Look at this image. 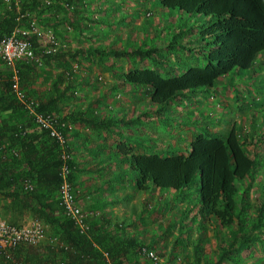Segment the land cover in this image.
<instances>
[{
  "label": "trees",
  "instance_id": "16d2710c",
  "mask_svg": "<svg viewBox=\"0 0 264 264\" xmlns=\"http://www.w3.org/2000/svg\"><path fill=\"white\" fill-rule=\"evenodd\" d=\"M4 1H7L8 5L7 8L0 10V41L18 26V18L21 15L24 16L21 23L25 27L28 9L36 8L40 3L39 0H20L17 5L15 0H0V6ZM157 1L163 9L178 11L181 15L194 19V24L185 28L189 31L197 30L192 39L201 47L198 51L204 57L205 65L190 66L182 74L167 77L158 69L147 67L129 69L122 78L128 88L120 89L130 93L134 98V104L128 107H124L127 106L126 101L121 105L113 102L114 98L120 96L117 94L119 79L114 74H111L113 82L104 94L92 97L94 99L91 102L90 100L79 102L80 93L76 91L93 88L101 83L99 79L102 77L77 74L73 71V67L65 66L55 75L49 91L41 95L31 83L38 63L36 62L38 53H42V59L46 64L57 62L62 66L65 65L63 61L67 58L78 60L81 57L87 61L100 62L107 56L116 59L129 58L132 55L140 59L149 58L158 49L140 46L127 49L114 43L101 47L93 43L88 48H78L73 52L65 49L42 52L40 49L42 41L35 35L32 38L35 59L19 61L16 69L21 89L28 86L29 90H23L26 96L38 100L37 110L55 114L61 122H67L70 126L78 124L88 126L95 131L105 130L103 132L107 137L98 133L95 139L103 147L112 146L118 141L117 136H120V139L130 138L135 142H145L148 137H152L151 140L155 139L152 133L150 136L147 135L146 129L149 126L153 128L154 113L159 115L160 119L166 118L167 115L162 112L163 108L160 105L169 104L185 93H195L203 89L217 90L216 82L222 78L226 81V89H230L229 93L236 97L238 103L228 106V111L244 112L246 108L241 102L242 94L235 86L238 77L231 81L228 78L232 72H237V75L245 74L250 80L252 78L258 80L260 73L264 76V68L261 66L264 61L261 58L257 60L260 54L264 55V0ZM149 13L151 16L152 13ZM125 19L121 17L119 20ZM107 21L106 23H111L110 20ZM106 23L102 22L99 25L103 26ZM75 27L84 31V28L89 26L81 27L76 23ZM100 30L102 31L103 28ZM178 31L183 32L182 29ZM94 33L96 34L90 36L100 35ZM102 36L108 38L110 35L103 30ZM179 37V34H175L173 41L178 42ZM109 39L112 42L113 39ZM189 41L191 39L188 43ZM152 58L154 63L157 62L154 56ZM0 61L3 62L1 58ZM8 69L5 74L0 72V218L16 225L37 220L44 222L48 229L50 226L54 228L59 235L57 237L62 241L63 259L59 263L49 262V264L61 262L64 264H169L170 255L180 254L177 241H182L184 237L190 240L194 238L195 232L197 234L192 250L193 264H211V259L203 247L206 229L210 224L216 225L215 233L220 250L216 263H222L234 253H243L253 243L264 240V160L261 152L257 150L263 140L261 136L255 138L253 134L256 130L264 134V120L260 123L256 122L257 111L244 113L242 117L239 115L241 118H238L237 123L232 122L230 125L227 122L230 125L228 131L210 129L205 123H215L213 118H209L210 114L205 117H195L192 119V124H198L196 127H202V131L195 133L192 140L185 145L187 153H177L174 152L175 149H171L164 150L166 152L163 153L164 155L136 154L134 148L129 151L125 146L124 151L132 153L130 161L125 159L120 167H117L113 161H107L102 165V170L105 172L89 167L88 162L96 159L89 155L90 149L88 153L83 150L88 156L85 166L91 169L87 171L95 173L96 179L99 177L100 181H104L103 188L94 191L99 192L98 196L101 195L94 198L95 202L104 204L108 199L115 201L114 195L111 194V190H115L110 187L111 184L121 187V191L125 187H130L135 192H144V194L155 189L175 192L174 197L168 203L165 199L162 205L165 208L168 204L174 205L171 206L172 215L164 229L163 222H160L155 226L156 234L153 233L151 228L155 223L150 216L155 210H148L151 219H145V215H142L145 210L138 211L135 206L134 223L138 225L140 222L144 228L140 230L137 228L135 237L130 240L116 241L114 235L111 237L113 239L108 240L99 234L96 223L91 225L90 234L86 235L80 233L74 221L66 216L59 200V185L62 180L60 170L64 163L63 148L50 136L49 131L35 122L33 115L14 95L12 71L11 68ZM245 70L251 71L252 74L244 73ZM1 75L7 79L2 78ZM134 85L147 87V93L143 92L144 99L139 97L141 88ZM245 85L246 83H242L241 91ZM258 92V96H250L251 102L247 103L248 105L264 103V89ZM208 99L216 101L219 106L222 103L216 95H210L207 99H201L198 104L203 105ZM110 102L113 109L108 107ZM153 105H159L158 109H154ZM126 109L134 110V116H127ZM225 110L226 108L223 110L222 107V111ZM261 115L264 119V112ZM121 124L127 129L126 132L116 131L115 126ZM238 125L241 131L237 129ZM143 129L147 132H142ZM70 130L71 128L63 129L70 156L68 164L71 168V180L75 188V173L78 169L69 139ZM141 132L146 135H141ZM163 142L165 141L161 143ZM250 146L253 148L250 149ZM102 161L104 160L101 159ZM118 170L123 172V176ZM127 171L129 177L126 175ZM258 177L260 179L256 184L254 181ZM193 185H197L196 195L187 191ZM253 188L257 193L251 198L250 191ZM135 192L126 198L134 199ZM108 194L111 196L108 197ZM116 200L119 201V198L116 197ZM123 200L127 201V199ZM77 201L79 202L78 198ZM178 202L184 204L179 208ZM198 203L200 217L192 213ZM28 215L33 216L27 220ZM207 218H213L215 222L209 221L210 223L207 224ZM146 220L149 222L142 224ZM224 227L232 228L227 234V242L221 237ZM172 229H177V236L165 258V254L162 253L167 252L166 243L160 240L167 238ZM142 246L155 250L162 260L154 262L146 258L142 259L139 255ZM37 247L24 246L14 249L11 258L0 254V264H28L27 262L33 260L29 253ZM50 249L56 251L52 246ZM104 252L108 253L110 263L107 262ZM36 259L40 260L39 257ZM180 263H183L180 256L172 262V264Z\"/></svg>",
  "mask_w": 264,
  "mask_h": 264
},
{
  "label": "rangeland",
  "instance_id": "374dc122",
  "mask_svg": "<svg viewBox=\"0 0 264 264\" xmlns=\"http://www.w3.org/2000/svg\"><path fill=\"white\" fill-rule=\"evenodd\" d=\"M39 6L36 8L28 9V19L25 21V27L30 26L32 23L34 26L43 32L52 34L55 36V42L49 41L48 37L43 35L41 37L42 44L40 49L42 52L47 50H57L65 49L73 52L78 48H88L93 43L97 46L106 47L110 46L113 43L117 46H121L127 49L132 47H154L158 49L152 57L154 56L157 59V62H153V58H143L140 59L138 56H130L129 58H113L105 57L102 62L100 61H87L84 58L73 59L67 58L63 61L65 65L60 66L57 62L46 64L42 59V53H38V61L36 60L37 66L34 70L32 77V82L35 90H37L41 95H44L51 88L52 82L56 74L64 68L65 66L73 67L75 73L80 74H90L95 77L101 76L102 79H99L100 82L108 81L112 78L111 74H114L118 77L119 81L117 83V94L119 98H114L113 102L116 105H121L125 103L128 93L125 90L128 86L123 82V75L129 69L132 68H153L158 69V71L163 76L179 75L184 73L187 68L194 65H205L206 61L201 55L198 42H194L192 39L195 36L197 30L189 31L185 26H191L194 24V19L186 15H181L178 11H170L161 8L157 0H39ZM8 2L4 1V4L0 6V10L7 8ZM151 12L152 15L148 16V13ZM123 17L126 18L123 21L119 19ZM92 21H91V20ZM107 20H110L111 23ZM120 21V22H119ZM139 21L141 24L134 26V24ZM106 23L101 26L100 23ZM79 23L81 27L83 25H88V28H84V31H80L75 27V24ZM124 25V26H123ZM152 25V26H151ZM123 26V28H121ZM89 28H94L90 30ZM100 28H103L104 32L110 36H102ZM182 29L183 32L180 33L178 30ZM93 36L90 34H96ZM179 34L180 37L178 42L173 41L174 35ZM112 38V42L110 39ZM188 38V39H185ZM97 39V40H96ZM191 39V41L188 40ZM173 41V43H172ZM188 44H187V43ZM191 48V49H188ZM201 48V47H200ZM264 61V55L260 54L258 59ZM0 61V72L5 74L9 71V67ZM264 68V62L261 64ZM12 71V69H11ZM244 73L252 74L251 71L245 70ZM2 78H5L1 75ZM238 77L237 72H232L229 74L228 80H234ZM7 79V78H5ZM264 79L262 73L258 75V81L260 86L264 89V84L261 82ZM225 79H219L216 82L218 89L214 88L210 90H199L195 93H185L180 95L179 98L174 100L169 104L160 105L163 109L162 112L167 116L166 118H161L160 116L154 113L153 117V128L150 126L146 129L148 136L152 133L155 139H150L148 137L145 142H135L130 138L120 139V136H117L118 141L115 142L112 146H104L99 144L96 140L85 141L83 147L87 153L89 149V155L93 156L96 161L88 162L89 167L96 169L100 165L105 164L107 161H113L117 167L122 165V162L125 159L130 161L132 153H127L124 151L125 146L129 151L134 148V153L136 154H162L166 152L164 150L175 149L177 153L183 152L187 153L188 144L192 140V137L195 133L201 132L202 127H196L198 124L193 125L192 119L195 117H205L213 118L215 124L224 125L229 129L231 123L233 124L238 122L237 114H229L228 106H233L236 102V97L231 94L228 95L229 102H223L220 106L216 104V101H211L210 99L205 100L203 105H198V102L201 99H207L210 95H216L217 97L222 95V91L225 87ZM133 85V84H132ZM137 88H141L139 97L141 96L144 99V93L147 90L146 86L143 85H134ZM25 90H29V87L26 86ZM23 89V90H24ZM24 90V91H25ZM147 93V92H146ZM130 94V93H129ZM150 98V96H149ZM219 99V98H218ZM154 109H158L159 105H153ZM203 106V107H200ZM237 106V105H235ZM226 108L225 111H222ZM213 108V110L211 109ZM212 112V113H210ZM127 116H134V110H127ZM215 114V115H214ZM226 115V116H225ZM169 116V117H168ZM230 116V117H229ZM241 121V120H240ZM229 122L230 125L227 123ZM207 123V122H205ZM214 124V122H212ZM228 125V126H226ZM116 131L126 132L122 124L115 126ZM227 129V131H228ZM238 131H241L238 125ZM144 130V129H143ZM255 138L262 137L263 142L259 143L258 149L261 152L264 160V134L259 131H254ZM162 141H165L161 143ZM161 143V144H160ZM121 145V146H120ZM182 146V147H180ZM253 146H250L252 149ZM261 150V151H260ZM263 151V152H262ZM164 153V154H163ZM90 157V156H89ZM101 159L104 161L101 162ZM106 160V161H105ZM118 172H120L118 170ZM123 176V172H120ZM127 177H129V172L127 171ZM260 178H256L254 183H256ZM257 184V183H256ZM118 189V188H117ZM197 185L191 186L187 191L194 192L196 195ZM110 193V191H108ZM135 190L130 187H125L119 193L118 190H111V194L115 197H120L122 200L126 197L133 195ZM104 193V192H102ZM251 198L257 193L255 188L251 189ZM175 192L167 189H155L150 193L144 192H135L134 195V205L137 210L143 211L145 213V219H153L155 225L151 230L156 234L155 226L160 222H163V229L172 215V209L174 206L169 205L165 208L163 207L164 200L166 202L170 201L174 197ZM107 195V193H104ZM110 197L111 195L108 194ZM183 197V192L181 193ZM119 198V199H120ZM162 200V202H160ZM127 202V201H126ZM160 202V203H159ZM184 202V201H183ZM184 203L178 202L177 206L180 208V205ZM132 206V205H130ZM183 208V207H182ZM185 208V206H184ZM148 210H155L152 216L149 217ZM200 204L195 207L192 213H196L200 217ZM141 214V213H140ZM33 215L26 216V219L29 220ZM140 221V219H137ZM143 222V220H141ZM215 222L213 218H207V224L210 222ZM146 224L149 220L144 221ZM214 224H210L206 229V236L203 241V247L206 251L207 256L211 259V264H264V240L253 243L247 251L243 253H237L231 255L228 259L224 260L222 263L217 262L216 260L219 257L220 250L218 248V240L216 238ZM138 230L144 228L143 225L139 222L137 225ZM232 230L231 227H224L222 229L221 237L224 242H227V234ZM196 232L193 233L194 238L187 240L186 237H181L183 240L180 242L177 241L178 248L180 247V254L170 255L168 263L172 264L175 258L180 256V259L183 260V263L180 264H193L194 257L192 256L193 244L196 242ZM57 236H59L54 228L51 226L47 230L46 239L37 247L32 250L31 258L32 261L27 262L28 264H49L59 263L63 259V252L61 249L62 241ZM166 236V235H165ZM177 229H172L171 232L167 235V238H161L160 241L166 243L167 252L165 258L168 255V250L172 243L176 240ZM57 237V245L52 246L56 249L55 252L51 251L50 239ZM180 244V246H179ZM50 246V247H49ZM158 247V246H157ZM177 248V250H178ZM176 250V251H177ZM141 255V254H139ZM143 256V255H141ZM37 257L40 260L37 261ZM144 257V256H143ZM145 258V257H144Z\"/></svg>",
  "mask_w": 264,
  "mask_h": 264
},
{
  "label": "built area",
  "instance_id": "2783aa9c",
  "mask_svg": "<svg viewBox=\"0 0 264 264\" xmlns=\"http://www.w3.org/2000/svg\"><path fill=\"white\" fill-rule=\"evenodd\" d=\"M19 1L20 0H15V3L19 5ZM149 15L150 13H148V16ZM23 17L24 16L21 15L18 18L19 24L12 33L1 39L0 58L6 66L12 69V92L14 95L25 106V109L33 115L35 122L43 129L49 131L50 136L56 139L63 148L62 158L64 163L60 170L62 180L59 185L60 204L66 216L74 221L79 232L89 235L91 224L88 220V215L77 201L74 184L71 180V168L68 164L70 156L68 154L67 141L63 129H70L71 126L67 122H61L59 117L55 114L39 112L37 110L39 107L38 100L28 98L21 89L19 75L16 69V64L19 61L35 59L33 36L36 35L39 40H41V37L45 35L51 42H55V36L51 31L46 34V32L38 30L33 23L28 27L22 26L21 21ZM28 187L32 188L30 185H28ZM47 229V225L42 221L30 220L16 225L0 218V254H4L7 258H11V252L14 249L24 246H39L47 237ZM57 241L58 239L56 237L51 238L50 245H57ZM140 254L154 262L162 260L155 250L146 246H142ZM104 256L107 262L110 263L107 252H104ZM60 264H64V262Z\"/></svg>",
  "mask_w": 264,
  "mask_h": 264
},
{
  "label": "crops",
  "instance_id": "0c3cea01",
  "mask_svg": "<svg viewBox=\"0 0 264 264\" xmlns=\"http://www.w3.org/2000/svg\"><path fill=\"white\" fill-rule=\"evenodd\" d=\"M139 24H141V22L137 21L134 24V26H137ZM112 82H113V79L111 78L109 79V82L104 81V82L98 83L93 88L88 87L87 89L76 91V93L78 94L80 93L79 102H84L86 100L87 101L90 100V102L93 101L94 98L92 97L94 96L99 97L100 95L104 94L107 91L110 83ZM261 82H263L264 84V79ZM242 83L243 84L246 83V85L243 86L244 88L241 91ZM235 86H236V89L240 90L242 94L241 102L246 108V110L244 112L237 111L238 113L232 110L230 114H234V115L237 114L238 118L240 119L244 113H251V112L257 111L258 119L256 120V122L260 123L261 121H263L264 119L261 114H263L264 112V103L262 105H255V106H250L247 104L251 102L250 100L251 95L258 96L259 94L258 91L263 89L260 86L257 78L255 79L252 78V80H250L247 78V75L239 73ZM229 90L230 89L228 88L227 89L224 88L222 91V95L219 96L218 98L223 102L231 103V101L229 100L227 96V94L230 95ZM133 104H134V98L131 94H128L127 99H126L127 106H124V107H128ZM108 107L109 109L114 108L111 102L109 103ZM200 107H203V106H200ZM206 125L210 129L217 130V131H220V130L225 131L227 129L224 125H217L215 123L214 124L206 123ZM103 131L105 130L102 129L100 131H95L88 126L78 125V124H73L71 126V130L69 133V139H70L71 146L73 148V153H74L73 155L75 158V163L77 165L76 167L79 172V173L78 172L75 173V192L80 202V205L82 206L85 213L88 215V220L90 224L93 225L94 223H96L99 234L102 235L104 239L111 240L113 239L111 237H113L114 235V239L116 241L125 240V239L130 240L132 237H135V233L137 229L136 227L137 224L134 223L135 218H136V216H134L135 214L134 199L125 198L127 199V202H125L119 197L120 199L118 201L116 200V197L114 196L115 201H113V199H108V201L104 204H100V202H97V201L95 202L94 198H98L101 195L98 196L99 192H94V191L96 189L103 188L104 181H100L99 177H97L96 179L95 173L93 172L89 173L87 170H91V169H88L85 166V163L88 161V156L86 155V152L83 151V145L85 141L95 140L96 137L98 136V133L99 135H102L103 137H107V135ZM142 132L146 133L147 131L144 130ZM142 132L140 133L141 135H146L145 133H142ZM95 168H96L95 169L96 171L101 170L102 172H105L102 170L103 168L102 165H100L99 167L97 166ZM110 187H112L114 190H118L119 193L121 192V187H119L118 185L111 184ZM140 257H142V259L144 258L143 256H140ZM129 264H134V263H129Z\"/></svg>",
  "mask_w": 264,
  "mask_h": 264
}]
</instances>
